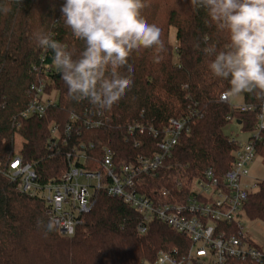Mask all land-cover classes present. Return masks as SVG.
<instances>
[{
	"label": "trees",
	"instance_id": "trees-1",
	"mask_svg": "<svg viewBox=\"0 0 264 264\" xmlns=\"http://www.w3.org/2000/svg\"><path fill=\"white\" fill-rule=\"evenodd\" d=\"M65 0H0L10 8L0 12V264H145L153 263L162 250L189 247V241L167 225L154 220L146 234L138 232L139 214L120 198H110L104 190L96 193L95 203L71 237L62 236L47 216V206L38 196L24 194L7 175L9 162L20 155L32 164L43 181L60 176L68 169L67 154L75 144H94L91 157H101L104 147L115 152L117 162L157 152V139L145 133L135 146L127 137L130 124L166 127L170 119L183 117L191 126L175 147L168 168L158 177L146 176L145 191L173 187L178 181L188 185L205 170L218 174L229 170L239 143L224 133L234 117L244 131H253L257 111L241 112L220 101L229 85L208 70L211 57L204 49L211 44L222 48L225 34L206 23L203 9L194 10L190 0H145L143 15L162 30L166 51L155 59L153 50L134 52L132 85L111 111L99 130L80 127L68 143L55 153L47 145L53 124H66L71 114L81 120L97 114L87 100L76 102L53 62L51 50L36 46L34 33L53 34L75 53L83 43L73 37L62 21ZM176 29V43L170 42V29ZM48 67L55 70L47 74ZM128 74L127 68L121 70ZM46 81V93L57 96V103L43 118L22 117L33 99L31 87ZM244 104L262 106L254 96L241 95ZM18 138L22 141L17 148ZM264 160L263 140L255 143ZM93 155V156H92ZM88 169L99 171L97 164ZM244 213L264 223V183L253 193Z\"/></svg>",
	"mask_w": 264,
	"mask_h": 264
},
{
	"label": "built area",
	"instance_id": "built-area-1",
	"mask_svg": "<svg viewBox=\"0 0 264 264\" xmlns=\"http://www.w3.org/2000/svg\"><path fill=\"white\" fill-rule=\"evenodd\" d=\"M54 70L55 67H48L46 73ZM31 92L33 99L22 117L43 118L47 109L57 103V96L46 93L43 79L32 85ZM220 101L229 103L230 98L223 93ZM234 109L257 111L253 136L247 143L238 141L229 170L218 174L209 168L189 185L178 181L170 188L145 191L146 176L156 178L167 169L175 147L191 132L190 124L181 116L170 119L162 130L137 123L128 126L127 137L134 140L136 147L141 143L138 135L148 133L157 139V152L152 156L117 162L109 147L102 148L101 157L97 158L90 154L94 144H75L67 154L68 169L58 177L43 181L35 167L25 163L20 155L9 162L6 175L22 193L38 196L45 202L47 216L62 236L75 234L92 209L96 193L104 190L110 198L122 199L139 214L140 234H146L151 222L157 220L189 241L187 249L162 250L153 263L145 264H264V249L253 242L241 223L250 196L264 183L248 181L249 166L260 156L255 143L263 140L264 105L257 109L244 104ZM228 119L237 121L234 117ZM108 121L104 114L86 120L71 114L66 124L52 125L47 149L55 153L74 133H80V127L99 130ZM89 163L99 165L100 170L88 169Z\"/></svg>",
	"mask_w": 264,
	"mask_h": 264
},
{
	"label": "clouds",
	"instance_id": "clouds-1",
	"mask_svg": "<svg viewBox=\"0 0 264 264\" xmlns=\"http://www.w3.org/2000/svg\"><path fill=\"white\" fill-rule=\"evenodd\" d=\"M21 3V0H17ZM203 9L206 23L225 34L222 48L204 49L211 57L210 73L227 81L226 97L252 95L264 105V0H190ZM145 0H65L62 21L83 43L78 54L53 34L34 33L37 47L51 50L53 62L71 100H87L97 115L111 111L132 85L129 57L153 50L160 59L166 51L162 30L143 15ZM10 8L0 5V12ZM127 68L128 74L121 70Z\"/></svg>",
	"mask_w": 264,
	"mask_h": 264
},
{
	"label": "rangeland",
	"instance_id": "rangeland-1",
	"mask_svg": "<svg viewBox=\"0 0 264 264\" xmlns=\"http://www.w3.org/2000/svg\"><path fill=\"white\" fill-rule=\"evenodd\" d=\"M176 29H170V42L175 45L176 43ZM230 105L233 108L244 106V100L242 96L231 97ZM224 133L239 142L247 143L253 136V132L244 131L241 125L237 124V121L232 120L225 128ZM21 140L18 138L17 148L21 147ZM251 184L260 183L264 181V160L261 156H257L255 161L249 166ZM257 189V188H256ZM242 226L249 234L253 242L260 248L264 249V223L258 220H251L246 213H243L241 219Z\"/></svg>",
	"mask_w": 264,
	"mask_h": 264
},
{
	"label": "water",
	"instance_id": "water-1",
	"mask_svg": "<svg viewBox=\"0 0 264 264\" xmlns=\"http://www.w3.org/2000/svg\"><path fill=\"white\" fill-rule=\"evenodd\" d=\"M238 124L240 125V124H241V122L239 121V122H238Z\"/></svg>",
	"mask_w": 264,
	"mask_h": 264
}]
</instances>
